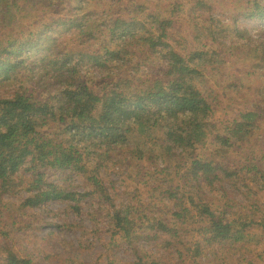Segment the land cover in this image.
Listing matches in <instances>:
<instances>
[{
    "label": "trees",
    "instance_id": "16d2710c",
    "mask_svg": "<svg viewBox=\"0 0 264 264\" xmlns=\"http://www.w3.org/2000/svg\"><path fill=\"white\" fill-rule=\"evenodd\" d=\"M178 1L0 0V91L11 89L8 96L0 93V252L12 224L31 219L24 209L60 201L82 211L94 194L111 199L99 178H89L94 190L82 193L62 184L87 169L79 170L78 145L96 140L108 146L106 154L129 152L134 158L126 163L137 167L139 183L147 177V162H166L179 175L176 181L161 180L157 190L164 193L157 203L125 196L118 211H107L114 236L123 233L125 247L145 252L158 238L169 245L181 234L180 222L204 240L188 249L197 253L193 264L218 260L205 255L210 253L206 246L229 247V261L236 258L235 249L263 242L264 31L228 29L241 19L264 22V0ZM210 4L219 16L207 15ZM230 32L238 37L231 39ZM232 50L243 60L224 69L226 61H235ZM253 77L258 84L242 90L255 91L257 98L246 106L230 98L229 106L236 103L239 109L228 123L220 121L218 107L224 102L211 83L227 78L232 92L241 90L238 78ZM49 126L61 127L70 146ZM209 140L213 148L201 152ZM96 154L107 167L105 155ZM174 161L189 168L182 173ZM54 174L60 184L50 181ZM23 175L31 194L24 209L14 213L2 193ZM216 193L228 202L214 209L210 203ZM164 203L162 210L173 222L148 213ZM170 248L181 253L179 245ZM147 257L136 264H166ZM7 260L34 264L21 257Z\"/></svg>",
    "mask_w": 264,
    "mask_h": 264
},
{
    "label": "rangeland",
    "instance_id": "374dc122",
    "mask_svg": "<svg viewBox=\"0 0 264 264\" xmlns=\"http://www.w3.org/2000/svg\"><path fill=\"white\" fill-rule=\"evenodd\" d=\"M171 2V1H170ZM179 4L190 3L191 0H181L178 1ZM168 4L167 2H164ZM212 11L207 12V15L215 13V16H219L218 13L213 11L216 9L215 4H210ZM213 6V7H212ZM206 12V11H205ZM69 12H65L68 14ZM204 14H201L200 20ZM189 19L191 16L188 17ZM50 19L47 18L42 21V23L49 22ZM37 23V21H35ZM230 23V21H229ZM232 23V21H231ZM49 25H51L49 23ZM39 28V27H38ZM42 28V26H40ZM247 28L252 31V34H256L253 30L261 29L264 31V22H251L241 19L237 25H232L228 30ZM231 39L238 37V34L231 33ZM225 39L224 36H221ZM230 40V39H226ZM231 56L235 61H226L227 65L224 69L236 68V64L243 59H239L240 51L232 50ZM229 60V59H228ZM228 72L224 73V76ZM144 74V73H143ZM241 85L242 88L247 86L258 84L259 79L253 78H238L236 81ZM229 82L227 78L223 80H217L211 83V87L215 89V94L219 97V100L224 102L218 109L220 110L221 117L220 121L223 123H228L234 114V109L237 108L236 103L234 106L230 107L228 100L234 98L239 103H245L244 106L251 105L254 99L258 95H255V91L250 94L248 91L237 90L229 92ZM200 86L203 85L200 83ZM14 90V89H13ZM11 89L6 88L1 90L0 93L8 96ZM240 103V104H241ZM218 105V104H217ZM235 119V117H233ZM52 132L63 141L66 146H70V137H63L61 127L56 128V126L48 127ZM48 128H46L48 130ZM45 129V130H46ZM65 136V135H64ZM88 143L86 146H79V153L82 154V162L79 166V170L82 171L84 166L87 165V169L84 173H77L73 177V181L66 180L63 185L71 187L75 192L82 193L86 189L87 191H93L92 183H88V179L95 177L99 178L102 182L104 188L108 191L111 199L109 201H103L102 197L94 194L93 201L87 199L82 203L83 210L78 211L74 208L70 202H51L42 208L36 209H24L23 203L30 196L29 191V178L28 175L19 176L14 179L12 183L11 190L4 191L3 201L10 205V209L18 210L24 209L27 214L31 216V219L17 220L16 224H12L13 232L9 233V236L2 238V252H0L1 264H19L17 260L8 261L7 258L21 257L23 260H32L34 264H136L140 261V256H149L150 261H158L157 258H162V260L167 264L169 261H174L180 264H193L191 258L196 256V251L191 254L188 249L192 248L199 243H204V240L200 238L198 233L193 231V227L185 226V224H180L179 228L181 234L177 238H172L171 244L181 246V253H177L171 250V244L163 245L162 239L158 238L156 241H150L149 245L151 248L147 251H143L139 248V252H136L133 247L123 245L122 239L126 240L123 233H118L114 236L113 225L110 224L109 212L107 211H118L122 203L124 202L125 196H128L129 200H135L137 203H157L164 190H157L161 188V180L176 181L178 178V173L176 170L166 166V162L160 161L158 165H154L147 162L144 164L146 166V178L144 177L141 183L137 182V167L132 166L131 163H126L129 158L130 161L134 157L129 154V152H110L108 146L104 144ZM210 148H213V141L209 140L208 144L201 149L205 152H209ZM76 149V150H77ZM134 147L130 146L129 151H133ZM105 155V166L100 164L101 158L96 154ZM165 158H163V161ZM175 162V161H174ZM176 163V162H175ZM181 172H186L189 165L182 162ZM166 168L167 172L161 174L160 170ZM153 170V172H152ZM155 175H152V173ZM151 173V175H149ZM141 176V175H140ZM197 179L198 177H193ZM50 181L56 184H60V176L50 175ZM175 183V182H173ZM196 186V184H194ZM1 188V184H0ZM140 188L139 192L137 189ZM196 188V187H195ZM206 191V188H203ZM105 200V199H104ZM222 194H213L212 202L210 206L217 209L215 206H223L227 203ZM240 201V198H238ZM12 205V206H11ZM166 203L160 206H151L149 209V214L156 212L161 217L173 222V219L167 214V211H163L162 207ZM156 207V209H155ZM13 213V214H14ZM166 214L168 215L167 217ZM135 216V214H134ZM173 217V216H172ZM12 220V219H11ZM28 222V223H26ZM117 224V223H116ZM115 224V225H116ZM6 225V224H5ZM32 225V227H30ZM141 235V229L135 226ZM2 228L0 227V230ZM262 235V234H261ZM261 235L258 236L257 240H261ZM148 245V244H147ZM186 245V246H182ZM168 247V248H167ZM210 251L206 256L210 258H218L205 260L208 264H264V239L258 246H250L242 250L235 249L232 253L236 258H230L229 261L226 260L229 254V247L224 248H214L206 246ZM197 249V246L194 247ZM236 252V253H234ZM236 260V261H235Z\"/></svg>",
    "mask_w": 264,
    "mask_h": 264
}]
</instances>
